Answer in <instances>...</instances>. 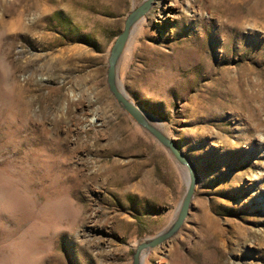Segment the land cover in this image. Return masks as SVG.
Wrapping results in <instances>:
<instances>
[{
    "label": "rangeland",
    "instance_id": "rangeland-1",
    "mask_svg": "<svg viewBox=\"0 0 264 264\" xmlns=\"http://www.w3.org/2000/svg\"><path fill=\"white\" fill-rule=\"evenodd\" d=\"M144 1L0 0V200L32 198L0 214L11 264H133L177 218L187 171L107 83ZM142 24L118 82L197 178L143 264H264V0H154Z\"/></svg>",
    "mask_w": 264,
    "mask_h": 264
},
{
    "label": "water",
    "instance_id": "water-1",
    "mask_svg": "<svg viewBox=\"0 0 264 264\" xmlns=\"http://www.w3.org/2000/svg\"><path fill=\"white\" fill-rule=\"evenodd\" d=\"M154 0H145L138 8L133 10L125 20L124 29L117 37L108 58L107 83L109 90L118 105L145 131L153 136L169 153L174 157L178 164L185 168L188 173L187 192L183 198L177 218L169 229L155 238L142 241L138 244L133 256V264H143V258L146 252L162 245L167 240L175 236L185 224L195 196L197 178L190 161L179 149L175 141L167 137L151 120L143 115V110L137 106L123 91L118 82V67L121 57L130 40L133 27L142 19L151 9Z\"/></svg>",
    "mask_w": 264,
    "mask_h": 264
},
{
    "label": "clouds",
    "instance_id": "clouds-1",
    "mask_svg": "<svg viewBox=\"0 0 264 264\" xmlns=\"http://www.w3.org/2000/svg\"><path fill=\"white\" fill-rule=\"evenodd\" d=\"M31 195L22 205L9 206L0 200V214L12 215L27 210L31 203ZM15 252L13 244L7 240L6 236H0V264H11L9 257Z\"/></svg>",
    "mask_w": 264,
    "mask_h": 264
},
{
    "label": "bare ground",
    "instance_id": "bare-ground-1",
    "mask_svg": "<svg viewBox=\"0 0 264 264\" xmlns=\"http://www.w3.org/2000/svg\"><path fill=\"white\" fill-rule=\"evenodd\" d=\"M174 2V4H170V6L171 7H176L177 6V2L176 1H173ZM160 7H162V6H160ZM158 12H160V9L158 10ZM144 28H145V24H142L141 25V27H133V30H132V33H131V37H130V40H129V42H128V45H127V50H126V55H128L129 57L131 56V54L134 52V50H135V48L138 46L137 45V43H138V41H139V39H140V37L142 36V34H143V32H144ZM140 43V42H139ZM125 55V54H124ZM125 57V56H124ZM129 57H128V60H129ZM126 59V58H125ZM123 91H124V89H123ZM125 92V94L127 95V97H129L128 96V94L126 93V91H124ZM130 98V97H129ZM143 115L145 116V117H147L148 115L147 114H145L144 112H143ZM147 119H149L148 117H147ZM156 122H157V124H160V122L158 121V120H156V119H154ZM261 140H263L264 141V137L263 138H261Z\"/></svg>",
    "mask_w": 264,
    "mask_h": 264
}]
</instances>
